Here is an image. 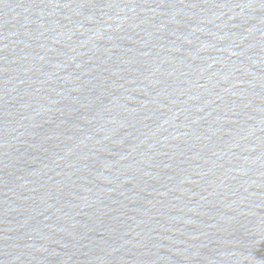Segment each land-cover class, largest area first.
<instances>
[{"label":"water","instance_id":"95a60500","mask_svg":"<svg viewBox=\"0 0 264 264\" xmlns=\"http://www.w3.org/2000/svg\"><path fill=\"white\" fill-rule=\"evenodd\" d=\"M0 264H264V0H0Z\"/></svg>","mask_w":264,"mask_h":264}]
</instances>
